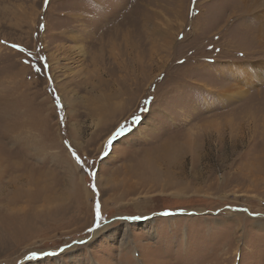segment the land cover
Wrapping results in <instances>:
<instances>
[{"label":"rangeland","instance_id":"1","mask_svg":"<svg viewBox=\"0 0 264 264\" xmlns=\"http://www.w3.org/2000/svg\"><path fill=\"white\" fill-rule=\"evenodd\" d=\"M0 264H264V0H0Z\"/></svg>","mask_w":264,"mask_h":264},{"label":"snow or ice","instance_id":"2","mask_svg":"<svg viewBox=\"0 0 264 264\" xmlns=\"http://www.w3.org/2000/svg\"><path fill=\"white\" fill-rule=\"evenodd\" d=\"M45 3H47V0H45ZM12 47L15 49V48H19V46L18 45H12ZM21 52L23 51V49H19ZM39 59L41 60V61H44L45 60V57H43V56H41V57H39ZM24 63H28V61L27 60H25L24 61ZM33 68H34V70L37 72V73H40L41 71H42V69H44V70H46L47 69V67H48V65L46 64V63H44L41 67H35V66H32ZM55 99V102H56V104L58 105V106H60L61 105V102H60V99H59V97H56V98H54ZM137 120L139 119V117H137L136 118ZM122 128L121 129H118L114 134H113V136L109 139V141H108V144L110 145L111 143H112V140L116 137V136H118V135H121L122 134ZM69 151H70V153H71V155H72V157H73V159L76 161V163L78 164V165H81V167H83V162H82V160H81V157L80 156H78L77 155V153L75 152V151H72L71 150V148H69ZM94 175V174H93ZM93 189L95 190V186L93 185ZM97 220L99 219V204H97ZM99 225H98V223H97V227H98ZM90 231H91V229H90ZM61 251H63V249H61ZM47 255H50V253H46ZM35 256H36V253L35 252H33L32 253V257L33 258H35Z\"/></svg>","mask_w":264,"mask_h":264},{"label":"bare ground","instance_id":"3","mask_svg":"<svg viewBox=\"0 0 264 264\" xmlns=\"http://www.w3.org/2000/svg\"><path fill=\"white\" fill-rule=\"evenodd\" d=\"M164 147H165V146H164ZM166 147H167V145H166ZM167 148H168V147H167ZM167 148H166V149H167ZM166 149H165V150H166ZM167 151H168V150H167ZM167 151H166V152H167ZM170 151H171V150H170ZM168 155H170L169 152H168ZM163 156H164V155H163ZM163 158H164V157H163ZM165 158H166V157H165ZM169 158H170V157H169ZM166 159H167V158H166ZM168 160H169V159H168ZM170 161H171V160H170ZM155 162H157V159H154V163H155ZM174 162H175V161H174ZM36 181H38V180H36ZM29 182H30V181H29ZM19 183H20V182H19ZM27 183H28V181H27ZM30 184H31V183H30ZM34 184H35V183H34ZM18 185H19V184H18ZM14 186H15V185H14ZM13 189H14V188H13ZM30 257H32V256H30ZM33 261H35V259H33Z\"/></svg>","mask_w":264,"mask_h":264}]
</instances>
